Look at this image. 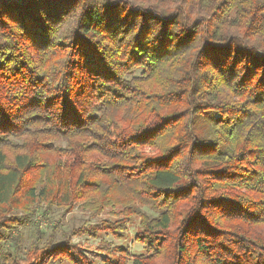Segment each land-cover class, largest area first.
Returning <instances> with one entry per match:
<instances>
[{
	"label": "trees",
	"instance_id": "obj_1",
	"mask_svg": "<svg viewBox=\"0 0 264 264\" xmlns=\"http://www.w3.org/2000/svg\"><path fill=\"white\" fill-rule=\"evenodd\" d=\"M76 207L113 220L13 254ZM134 217L105 264H264V0H0V264H93L69 238Z\"/></svg>",
	"mask_w": 264,
	"mask_h": 264
},
{
	"label": "rangeland",
	"instance_id": "obj_2",
	"mask_svg": "<svg viewBox=\"0 0 264 264\" xmlns=\"http://www.w3.org/2000/svg\"><path fill=\"white\" fill-rule=\"evenodd\" d=\"M140 71L135 72L130 77H138ZM138 212L144 213L150 218H155L156 213L150 211L149 209H138ZM113 218L109 215L108 210L104 211L99 217L90 218L88 212L83 210L81 207H76L71 213L62 214L61 211L52 209L50 211L38 212L29 224L21 227L19 232L21 234V241L18 244L16 254L21 258L23 257V252L28 247V245L34 240L36 233V225L38 224L39 232L45 234L47 237H50L52 234L54 236V242L58 243L66 236L67 231L71 228L81 227V226H91L95 223H98L100 220ZM53 226L57 227L55 232L51 233ZM139 232V219L134 217L127 224V229L123 234V237L116 239L107 233H100L97 239H92L90 237H74L69 238L71 244L78 246L79 250L84 253L93 264H105L104 260L107 256L106 249L111 250L115 247H124L127 248L131 256H139L145 253V248L135 242V236ZM12 243L8 242L3 248V255H6L9 252H6L7 247L11 248ZM9 249L8 251H10ZM51 264H68L67 262H54ZM130 264V263H129Z\"/></svg>",
	"mask_w": 264,
	"mask_h": 264
}]
</instances>
